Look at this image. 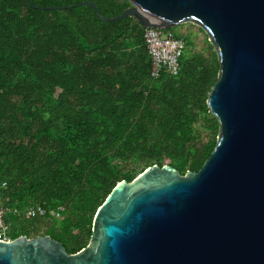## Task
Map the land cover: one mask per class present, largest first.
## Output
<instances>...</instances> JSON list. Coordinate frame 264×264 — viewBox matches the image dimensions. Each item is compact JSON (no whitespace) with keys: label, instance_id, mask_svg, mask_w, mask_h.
<instances>
[{"label":"trees","instance_id":"trees-1","mask_svg":"<svg viewBox=\"0 0 264 264\" xmlns=\"http://www.w3.org/2000/svg\"><path fill=\"white\" fill-rule=\"evenodd\" d=\"M128 0H0V206L7 236L48 235L73 254L111 190L152 165L197 172L215 147L219 63L184 42L177 76L151 77ZM36 8H34V7ZM70 9H47L67 7ZM43 9H40V8ZM180 26V25H179ZM198 30L203 32L199 27ZM207 38V36H206ZM59 217L25 218L30 207Z\"/></svg>","mask_w":264,"mask_h":264},{"label":"water","instance_id":"water-1","mask_svg":"<svg viewBox=\"0 0 264 264\" xmlns=\"http://www.w3.org/2000/svg\"><path fill=\"white\" fill-rule=\"evenodd\" d=\"M128 1L112 18L77 5L104 22L204 31L219 63L207 99L215 147L197 172L152 165L116 184L78 252L48 235L19 236L0 241V264H264V0Z\"/></svg>","mask_w":264,"mask_h":264},{"label":"built area","instance_id":"built-area-1","mask_svg":"<svg viewBox=\"0 0 264 264\" xmlns=\"http://www.w3.org/2000/svg\"><path fill=\"white\" fill-rule=\"evenodd\" d=\"M147 54L151 60L150 75L153 78L158 76L161 69L169 75L177 76L179 72V58L184 49V42L177 39L167 30L146 29L143 34ZM5 209L0 206V241H7V226L4 222ZM54 216L59 217L58 210H47L42 206L30 207L25 211V218Z\"/></svg>","mask_w":264,"mask_h":264},{"label":"rangeland","instance_id":"rangeland-1","mask_svg":"<svg viewBox=\"0 0 264 264\" xmlns=\"http://www.w3.org/2000/svg\"><path fill=\"white\" fill-rule=\"evenodd\" d=\"M174 33L184 36L188 40L193 41V45L190 47L191 51H200L201 46L204 43V40H208L206 35L203 32L198 30V27L192 23L181 24L175 28Z\"/></svg>","mask_w":264,"mask_h":264}]
</instances>
